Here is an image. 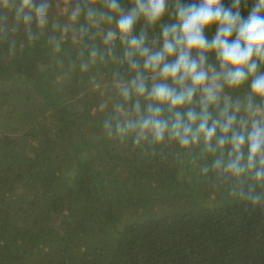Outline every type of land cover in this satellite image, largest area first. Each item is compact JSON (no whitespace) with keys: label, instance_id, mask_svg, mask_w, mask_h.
<instances>
[{"label":"trees","instance_id":"1","mask_svg":"<svg viewBox=\"0 0 264 264\" xmlns=\"http://www.w3.org/2000/svg\"><path fill=\"white\" fill-rule=\"evenodd\" d=\"M120 3L130 7V0ZM253 3L242 2L243 16ZM61 5L53 0L49 27L35 43L22 25L9 32L14 55L0 43V264H264V204L232 195V180L204 176L200 168L212 158H202L199 147L185 152L168 144L151 155V145L105 138L102 121L120 99L113 73L131 74L119 62L118 40L116 60L105 54L81 71L90 47L104 52L95 28L82 43L69 32L54 54L47 37L60 35L53 20L67 22ZM95 7L106 10L103 0ZM173 11L170 2L162 24L174 21ZM79 25L88 26L83 15ZM214 34L215 25L206 29L209 39ZM159 36V25L148 29L149 44ZM225 91L244 99L248 82ZM102 100L109 110L92 115Z\"/></svg>","mask_w":264,"mask_h":264},{"label":"clouds","instance_id":"2","mask_svg":"<svg viewBox=\"0 0 264 264\" xmlns=\"http://www.w3.org/2000/svg\"><path fill=\"white\" fill-rule=\"evenodd\" d=\"M170 2L174 21L162 24ZM242 2L247 5L248 0H231L229 6L223 0H130L126 9L120 0H103L106 10H99L97 0H63L61 14L67 22H51L60 35L48 36L47 43L59 53L69 32L73 41L82 43L89 28H95L94 36L105 47L104 52L89 48L87 60L80 63L87 72L98 59L103 62L105 54L117 59L118 40L119 62L131 75L125 79L113 73L120 99L102 121L105 138L120 145L131 141L133 148L151 145V155L168 144L185 152L199 147L202 158H212L200 172L208 176L211 171L221 182L234 181L231 194L255 207L264 204V193L255 191L264 186V0H254L246 17ZM52 5L53 0H0V43L7 41L9 55L17 47L9 32L15 34L22 25L27 42L35 43L49 27ZM82 15L87 27H77ZM141 21L143 27L136 33ZM157 25L159 40L149 44L148 29ZM212 25L215 34L209 39L206 29ZM209 54L215 63L209 62ZM90 81L93 90L100 89L94 77ZM246 82L244 99L225 91ZM108 110V101L102 100L91 114Z\"/></svg>","mask_w":264,"mask_h":264},{"label":"rangeland","instance_id":"3","mask_svg":"<svg viewBox=\"0 0 264 264\" xmlns=\"http://www.w3.org/2000/svg\"><path fill=\"white\" fill-rule=\"evenodd\" d=\"M63 7V5H61V7L59 8V10H60V13H61V8Z\"/></svg>","mask_w":264,"mask_h":264}]
</instances>
